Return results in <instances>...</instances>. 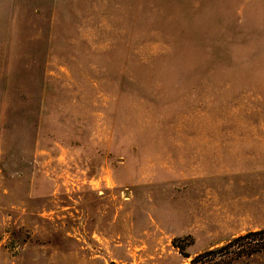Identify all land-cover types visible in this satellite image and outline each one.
<instances>
[{
	"label": "rangeland",
	"instance_id": "1",
	"mask_svg": "<svg viewBox=\"0 0 264 264\" xmlns=\"http://www.w3.org/2000/svg\"><path fill=\"white\" fill-rule=\"evenodd\" d=\"M260 228L264 0H0V264H188Z\"/></svg>",
	"mask_w": 264,
	"mask_h": 264
},
{
	"label": "trees",
	"instance_id": "2",
	"mask_svg": "<svg viewBox=\"0 0 264 264\" xmlns=\"http://www.w3.org/2000/svg\"><path fill=\"white\" fill-rule=\"evenodd\" d=\"M264 251V228L249 230L226 243L208 248L193 256L188 264H233L235 261ZM190 257V255H186ZM111 264H118L112 262ZM129 264V263H122Z\"/></svg>",
	"mask_w": 264,
	"mask_h": 264
},
{
	"label": "crops",
	"instance_id": "3",
	"mask_svg": "<svg viewBox=\"0 0 264 264\" xmlns=\"http://www.w3.org/2000/svg\"><path fill=\"white\" fill-rule=\"evenodd\" d=\"M222 243V241L221 242H219V243H216L215 245H217V244H221Z\"/></svg>",
	"mask_w": 264,
	"mask_h": 264
}]
</instances>
